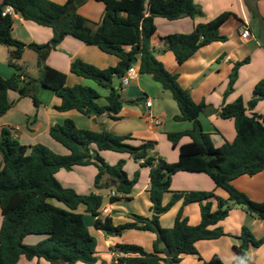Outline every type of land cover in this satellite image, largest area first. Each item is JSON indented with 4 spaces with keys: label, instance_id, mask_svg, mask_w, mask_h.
Segmentation results:
<instances>
[{
    "label": "trees",
    "instance_id": "trees-1",
    "mask_svg": "<svg viewBox=\"0 0 264 264\" xmlns=\"http://www.w3.org/2000/svg\"><path fill=\"white\" fill-rule=\"evenodd\" d=\"M87 1L65 0L64 4H58L51 0H3L0 3V45L12 48L10 65L18 68L16 62L22 59L26 49H31L38 55L40 72L39 78L29 83L19 76L9 79L0 77V118L13 107L9 99L10 91L30 97L38 107L37 90L38 86H43L60 99V105L55 107L58 112L74 110L84 116L106 115L118 120L125 104L134 103L123 98L121 80L132 66L140 63V75L150 76L163 90L171 93L179 109L175 120L193 123L192 130L168 134V140L175 148L184 137L191 138L192 142L179 147V161L172 164L151 156L156 142L142 141L139 146H133L126 142L132 140L130 136H116L106 130H82L72 120L50 129L51 138L66 148L68 155L57 154L42 144L23 145L10 129L2 128L0 264H18L21 257L27 260L44 259L50 264H96L98 242L90 232L85 215L78 211L82 206L95 219L94 228L107 236H121L127 230L156 235L154 252L148 253L137 245H119L113 251L120 255L112 264H179L183 256H199L196 244L226 236L223 229L217 226L237 206L264 221V203L252 201L232 184L242 176L253 177L264 170V115L248 114L264 101V80L257 84L254 97L247 105L242 98L232 104H224L218 111L210 109L205 103L198 104L181 86L179 75L165 68L150 45L157 31L156 18L176 21L202 17L204 13L195 0H95L105 6L103 18L97 23L78 13V8ZM246 2L249 3V0ZM8 6L25 20L51 28L52 40L44 45H26L15 39L12 34L14 17L9 14L4 16ZM250 11L254 22L262 25L264 19L258 11L252 7ZM233 15L225 12L208 23L197 24L191 34L162 38L164 51L172 52L178 64L183 65L201 48L214 42H226L227 38L220 34V29ZM69 36L118 58L116 67L104 70L80 59L71 64L73 74L110 89L106 105L99 104L101 96L96 89L84 85L68 87L66 75L46 65L47 54L57 49ZM248 61L234 66L225 96L233 91L238 71ZM115 80H119L120 84L116 85ZM215 112L224 120H232L236 130L235 139L221 147L214 145L211 134L204 132L199 120L202 114ZM102 151L126 153L142 166L150 167V218L133 215V222L116 226L111 217L102 218V196L94 193L79 195L73 189L63 187L56 178L61 170L71 171L76 166L94 165L98 169L96 187L100 188L102 178L108 177L106 185L116 191L117 195L111 197V203L130 199L136 180L128 178L122 163L118 166L106 164L100 156ZM179 172L208 175L216 186L228 192L229 199L217 197L218 209L213 211L210 200L215 198V194L212 192H172V178ZM167 193L173 196L164 205L163 198ZM179 201H183V205L200 204L201 223L198 226L189 224L183 217L182 209L172 228L165 229L160 225L161 216ZM28 236H44L45 239L36 245H28L25 243ZM239 240L241 244L234 248L237 259L233 264H248L246 251L250 246L259 248L264 245V237L257 239L251 229L244 226ZM161 241L175 253L173 258H165L158 249ZM205 264L224 262L215 255Z\"/></svg>",
    "mask_w": 264,
    "mask_h": 264
},
{
    "label": "crops",
    "instance_id": "crops-1",
    "mask_svg": "<svg viewBox=\"0 0 264 264\" xmlns=\"http://www.w3.org/2000/svg\"><path fill=\"white\" fill-rule=\"evenodd\" d=\"M51 1L58 4L65 3V0ZM2 2L3 0H0V3ZM195 3L201 7L204 13L202 17L195 20L182 18L176 21H168L164 18H156L157 31L150 42L155 56L169 72L179 75L181 86L190 92L196 103H205L214 111L220 110L224 104L234 103L239 98H242L247 105L254 97L257 84L264 80V23L257 25L250 11L251 7L256 9L261 18L264 19V0H249V3L246 0H195ZM101 4L103 3L89 0L78 8V13L97 23L101 21L105 12V6L103 7L104 4ZM225 12L234 14L220 29V34L227 38L226 42H214L201 48L183 65L178 64L172 52L164 51L165 44L162 38L174 34H191L195 31L197 24L208 23ZM244 26H247L251 32V37L246 40L241 38V29ZM12 34L15 39L26 45H44L53 38L51 28L27 21L18 14L14 16ZM11 53L12 49L0 45V77L9 79L13 76H19L25 83L36 81L40 76L37 65L38 55L33 50L26 49L22 59L16 62L18 68H14L10 65ZM76 59L104 70L116 67L119 62L118 58L102 52L96 46H88L70 36L66 37L57 49L52 50L46 56L48 67L66 75L68 87L84 85L94 88L101 96L99 104L106 105V98L110 89L102 88L96 83H90V80L73 74L71 64ZM247 59L249 61L238 71V78L233 91L225 96L234 66ZM136 67L140 70V63H137ZM131 83L134 90L145 98L144 103L138 104L140 107L124 106L118 120H113L106 115L100 117L84 116L74 110L64 113L58 112L55 107L60 105V99L53 91L43 86H38L37 90V97L40 101L38 107L34 105L30 97H22L18 92L10 91L9 99L13 103V107L0 118V130L2 128L10 129L23 145L42 144L57 154L68 155L69 151L51 138L50 129L53 126L63 125L67 120H72L82 130L95 132L106 130L114 135L122 136L124 135L122 126L125 124V126H130L125 129V133L137 132L138 134L141 133L139 135L144 139H156L159 157L168 163H177L180 151L179 148H175L170 143L168 134L190 131L193 129V123L175 120V116L179 114V109L174 103L171 93L163 90L150 76L140 75L139 72L138 77ZM131 83L127 88L131 86ZM123 91H125L124 88H122ZM147 101L152 103L151 108H147ZM248 114L264 115V101L259 102L254 110L248 111ZM155 119L161 120L160 127L155 125ZM199 120L204 132L211 134L216 147H221L226 142H232L236 137L234 122L220 118L216 112L209 115L202 114ZM191 142V138L184 137L180 140L179 147ZM109 152L111 151H102L100 156L108 164L115 165L116 157ZM2 163L3 160L0 155V164ZM131 170L132 173H139L140 179L138 185L134 186L130 199L111 203L112 193H116L113 188L108 198H103L102 218L111 217L116 226L133 222L131 218L133 215L145 218L152 216V204L148 193L150 172L148 176V171L139 169L137 165H132ZM97 174L98 169L94 165L76 166L71 171H59L56 178L63 187L73 189L79 195L94 193L102 196L98 191L92 192V183ZM106 181L107 184L109 182L108 177ZM232 184L252 201L264 203V170L253 177L242 176L234 180ZM171 190L178 193L212 192L215 194V198L210 200L213 211L218 209L217 197L223 200L229 199L228 192L216 186L212 179L204 173L179 172L175 174L172 178ZM172 196V193L165 194L163 204L167 205ZM123 200H125L126 205H121ZM181 209L183 217L188 220L191 226H198L201 223L200 204L183 205V201H179L161 216L160 225L165 229L172 228ZM78 211L85 215L88 225L86 217L89 214L85 212V207H80ZM89 217V225L93 228V231L90 232L98 242V262L96 264H112L119 255L113 249L119 245H137L148 253L154 252L156 241L154 233L127 230L121 236H107L94 228L95 219L91 215ZM244 226L249 227L257 239L264 237V221L237 206L231 210L229 217L217 226L223 229L226 236L218 240L198 242L196 248L200 257L197 255L183 256L179 264H205L215 255H218L224 264H233L237 259L234 248L241 244L239 237ZM214 228L216 227H212V229ZM44 239L28 236L25 243L36 245ZM246 258L248 264H264V245L259 248L250 246L246 251ZM18 264L50 263L44 259L27 260L25 257H21Z\"/></svg>",
    "mask_w": 264,
    "mask_h": 264
},
{
    "label": "rangeland",
    "instance_id": "rangeland-1",
    "mask_svg": "<svg viewBox=\"0 0 264 264\" xmlns=\"http://www.w3.org/2000/svg\"><path fill=\"white\" fill-rule=\"evenodd\" d=\"M101 5H103V4H101ZM103 7H104V5H103ZM80 8V7H79ZM104 11H105V8H104ZM92 22H95V21H92ZM258 35H259V33H258ZM10 49H12L11 47H9ZM158 53V52H157ZM243 66V65H242ZM241 66V67H242ZM240 67V68H241ZM240 70V69H239ZM90 83H94L93 81H91ZM133 83V82H132ZM131 83V88L129 87V88H127V87H122V88H124L125 89V91H123L122 92V95H123V98L127 101L128 100V102L129 101H133L134 103L133 104H131V103H126L125 104V107H140V106H138V104L140 105V104H143L144 103V100H145V98L143 97V96H141L138 92H136L135 90H134V88H133V84ZM131 89V90H130ZM156 99H154V101H155ZM155 103H157V101H155ZM174 103H176V102H174ZM123 123H125V122H123ZM123 127V132H124V135H122L121 137H128V136H130L131 138H132V140H126V142L127 143H129V144H131V145H133V146H139L140 144H141V141H143V140H145V141H152V142H156L157 144H156V148H155V150L154 151H152L151 152V156H153V157H156V158H158L159 157V154H158V151H157V146H158V141L156 140V139H151V138H149V139H144L143 137H140V135L139 134H141V133H137V132H134V133H131V131H129V132H127V133H125V129H127V127H130V126H125V124H124V126H122ZM112 134V133H111ZM114 135V134H113ZM116 136H119V135H116ZM139 136V137H138ZM140 140V141H139ZM171 143V142H170ZM177 148H179V146L177 147ZM110 154H112V155H114L115 157H116V163H115V165H110V164H108L106 161V164H108L109 166H118L119 164H123V170L129 175V179L130 180H136V183H135V186H137L138 185V181H139V179H140V174H139V176L137 177V174H135V173H132V170H131V166L132 165H137L138 166V168L139 169H146L147 171H148V176H149V172H150V167L149 166H142V165H139V162L138 161H135L134 160V158L131 156V155H129V154H126V153H121V154H117V153H112V152H109ZM102 157V156H101ZM85 177H87L86 175H85ZM96 177H97V175H96ZM96 177H95V179H94V182L92 183V192H95V191H98V192H100V194H102V196H103V198H105V199H107L108 198V196H109V194L111 193V190H112V188L110 187V186H107L106 185V179H107V177H103L102 178V180H101V187L100 188H98V187H96V184H95V182H96ZM123 204H121V205H126L125 203V200H123V201H121ZM62 205V204H61ZM63 206V205H62ZM86 219H87V222H88V226H89V229H90V231H93V228L91 227V225H89V222H90V217H89V215L86 217ZM45 238L44 236H31V238ZM27 240H25V242H26Z\"/></svg>",
    "mask_w": 264,
    "mask_h": 264
},
{
    "label": "built area",
    "instance_id": "built-area-1",
    "mask_svg": "<svg viewBox=\"0 0 264 264\" xmlns=\"http://www.w3.org/2000/svg\"><path fill=\"white\" fill-rule=\"evenodd\" d=\"M7 14L12 15L13 17L16 15L15 12H14V9L12 7H10V6L5 8L4 16L7 15ZM250 37H251L250 29L247 26H244L241 29V38L246 40V39H249ZM138 75H139V70L137 69L136 65L132 66L126 72L125 76L121 80L122 87H127L131 83L132 80H134V79H136L138 77ZM151 106H152V103L147 101V108H151ZM149 115H150V112H149ZM154 123H155V125L157 127H160L161 120L155 119ZM114 196H116V193H112V197H114ZM119 255L117 257H119Z\"/></svg>",
    "mask_w": 264,
    "mask_h": 264
},
{
    "label": "water",
    "instance_id": "water-1",
    "mask_svg": "<svg viewBox=\"0 0 264 264\" xmlns=\"http://www.w3.org/2000/svg\"><path fill=\"white\" fill-rule=\"evenodd\" d=\"M116 85H119V80H115ZM158 249L164 253L165 258H173L175 253L170 251L167 247V244L164 241L158 243Z\"/></svg>",
    "mask_w": 264,
    "mask_h": 264
}]
</instances>
